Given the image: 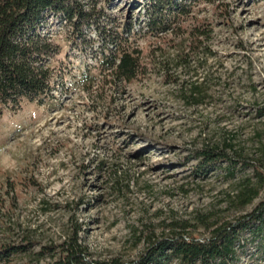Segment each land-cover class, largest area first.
Segmentation results:
<instances>
[{
  "label": "rangeland",
  "instance_id": "1",
  "mask_svg": "<svg viewBox=\"0 0 264 264\" xmlns=\"http://www.w3.org/2000/svg\"><path fill=\"white\" fill-rule=\"evenodd\" d=\"M97 9L101 31L49 19L56 98L0 110V248L24 249L6 264H54L74 241L87 264H147L153 243L205 241L264 200L237 198L264 173V0ZM116 35L139 58L132 82L106 68ZM205 149L236 161L205 167ZM241 236L234 264H264V235Z\"/></svg>",
  "mask_w": 264,
  "mask_h": 264
},
{
  "label": "trees",
  "instance_id": "2",
  "mask_svg": "<svg viewBox=\"0 0 264 264\" xmlns=\"http://www.w3.org/2000/svg\"><path fill=\"white\" fill-rule=\"evenodd\" d=\"M98 2L99 0H0V110L5 107L18 108L24 100L42 104L56 98L53 61L60 54L61 48L45 32L49 19L65 20L76 32H80L83 27H95L101 31ZM116 36L113 42L114 59L107 63L106 68L123 81L132 82L140 72L139 58L136 52L123 49L117 43L118 35ZM199 90L200 87H195L194 93ZM200 157L201 164L205 167L217 162L236 161L227 153L213 149L203 150ZM254 172L257 183L254 185L247 181L244 185L237 196L240 206L251 204L258 198L259 189L264 186V173L257 167H254ZM253 222L258 224L252 226ZM245 231H249L252 236L264 235V200L249 216L241 219L238 225L228 223L212 226V236L205 241L177 234L153 243L144 262L234 264L238 249L247 246V240L242 241L241 236ZM23 251L21 245L2 246L0 264H6L12 256ZM85 258V250L74 241L65 247V253L54 264H87L84 262Z\"/></svg>",
  "mask_w": 264,
  "mask_h": 264
}]
</instances>
